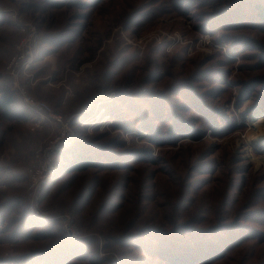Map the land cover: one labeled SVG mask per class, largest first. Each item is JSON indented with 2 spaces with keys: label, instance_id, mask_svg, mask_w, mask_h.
<instances>
[{
  "label": "rangeland",
  "instance_id": "rangeland-1",
  "mask_svg": "<svg viewBox=\"0 0 264 264\" xmlns=\"http://www.w3.org/2000/svg\"><path fill=\"white\" fill-rule=\"evenodd\" d=\"M250 4L0 0V84L19 108L0 113V264H264V28ZM25 23L47 39L20 88L81 121L54 162L78 145L95 163L54 167L38 203L52 222L27 207L26 168L53 125L6 73Z\"/></svg>",
  "mask_w": 264,
  "mask_h": 264
},
{
  "label": "built area",
  "instance_id": "built-area-1",
  "mask_svg": "<svg viewBox=\"0 0 264 264\" xmlns=\"http://www.w3.org/2000/svg\"><path fill=\"white\" fill-rule=\"evenodd\" d=\"M24 28L23 36L13 47L12 55L6 66V73L10 76L16 88H19L20 93L23 95L24 104L38 114L36 125L44 121H48L53 125L52 129L54 131L48 136L51 138L44 140L33 148L31 162L26 168L28 180L27 207L34 214L46 215V219H50L49 221L52 222L54 218L51 219L38 206L40 190L55 167L54 154L67 148L74 140L75 135L69 119H65L61 113L55 111L44 100L35 99L20 88L18 78L29 71L34 62L36 51L40 47L37 27L32 23H25ZM60 220L68 236H75L76 232L74 230H76V227L71 224L69 216L62 215Z\"/></svg>",
  "mask_w": 264,
  "mask_h": 264
},
{
  "label": "trees",
  "instance_id": "trees-1",
  "mask_svg": "<svg viewBox=\"0 0 264 264\" xmlns=\"http://www.w3.org/2000/svg\"><path fill=\"white\" fill-rule=\"evenodd\" d=\"M243 1L251 3L249 11H251L253 13L254 17H256L255 23L264 28V4H263L264 2L260 3V2H256V0H242V2ZM37 30L39 32V37H40V46L42 44L43 45L46 44L45 39H47V38L41 37L38 27H37ZM39 48L36 51L34 61H36V59L39 56V52H40ZM179 92H180L179 95L185 96L187 98V101L192 100L189 93H188L187 87H182V89H180ZM165 94L162 95L163 97H160V98H162L160 101H156L155 99L154 100L151 99V101H150L153 104V111L155 112L156 115H158V117H155V118H158V119L161 118L160 110L163 107L165 99L168 98L167 96L165 97ZM167 94H170V90ZM117 96L119 97L121 95H117ZM124 101H125V103L127 102L126 100H124ZM261 101L264 102V93L262 95ZM162 102H163V104H162ZM18 111H19V108L17 109L14 90L11 88L10 84L4 85L1 83L0 84V113L2 115H4L5 117H13L15 114L18 113ZM22 112L23 111L20 110L21 118L24 117V115H23L24 112L23 113ZM124 118L125 117H120V119H119V116H118V119L121 121H118L115 124L120 125V123H122V122H124V124H125V121H123ZM79 120L80 119L73 120V118L70 120V124L72 126L76 125L75 130H76V127L79 126V124L81 123V121H79ZM125 125H127V124H125ZM174 127H178V126L176 124H174ZM76 133H77V130H76ZM74 149L72 151L66 152L64 154H56L55 155V164H56L55 166H56V169L58 172L60 170L63 171L64 174L65 173L85 172L89 168H92L95 166V163L93 162L92 157H90V155H88V153H83L81 151V150H83L82 147H78V145H77ZM29 222H31V219L29 216L26 215V217L23 220L24 225H22V229L26 228L27 226H30ZM16 234L20 235V231H18V233H16ZM187 258H188V255H187ZM187 258H182L181 261L179 260V264H190L191 260L189 258L188 259Z\"/></svg>",
  "mask_w": 264,
  "mask_h": 264
},
{
  "label": "crops",
  "instance_id": "crops-1",
  "mask_svg": "<svg viewBox=\"0 0 264 264\" xmlns=\"http://www.w3.org/2000/svg\"><path fill=\"white\" fill-rule=\"evenodd\" d=\"M27 117V115L26 114H24V117L23 118H26Z\"/></svg>",
  "mask_w": 264,
  "mask_h": 264
}]
</instances>
